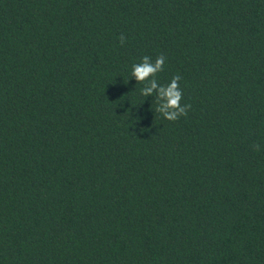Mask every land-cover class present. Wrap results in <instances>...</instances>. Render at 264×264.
Here are the masks:
<instances>
[{
  "label": "trees",
  "instance_id": "16d2710c",
  "mask_svg": "<svg viewBox=\"0 0 264 264\" xmlns=\"http://www.w3.org/2000/svg\"><path fill=\"white\" fill-rule=\"evenodd\" d=\"M0 264H264V0H0Z\"/></svg>",
  "mask_w": 264,
  "mask_h": 264
},
{
  "label": "clouds",
  "instance_id": "9594fccd",
  "mask_svg": "<svg viewBox=\"0 0 264 264\" xmlns=\"http://www.w3.org/2000/svg\"><path fill=\"white\" fill-rule=\"evenodd\" d=\"M124 36L121 35L120 41L124 42ZM165 57L163 55L158 56L154 61L149 56H144L140 63L133 64L131 70V76L135 78L137 82H147V87L141 90L143 96H147L152 93L153 89L157 88L155 76L157 73L163 70ZM153 79H149V78ZM181 77L176 75L172 77L171 81L167 83V86L160 87L158 89V98L162 99L161 106L156 109L161 113L163 117L169 121H175L180 116L186 115L190 105H181L182 91L179 86Z\"/></svg>",
  "mask_w": 264,
  "mask_h": 264
}]
</instances>
